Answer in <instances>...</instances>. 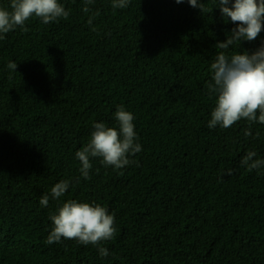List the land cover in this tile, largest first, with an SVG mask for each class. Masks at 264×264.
<instances>
[{
  "label": "trees",
  "instance_id": "1",
  "mask_svg": "<svg viewBox=\"0 0 264 264\" xmlns=\"http://www.w3.org/2000/svg\"><path fill=\"white\" fill-rule=\"evenodd\" d=\"M59 2L68 19L33 17L0 39V264H264V167L241 164L249 151L264 159V124L208 127L214 45L235 25L214 0H202L205 13L187 0H94L89 13L85 0ZM262 41L264 30L226 54ZM119 106L142 150L122 169L92 158L85 180L75 153L94 123L118 126ZM64 180L65 194L42 206ZM69 199L114 214L109 255L46 243L50 213Z\"/></svg>",
  "mask_w": 264,
  "mask_h": 264
},
{
  "label": "clouds",
  "instance_id": "2",
  "mask_svg": "<svg viewBox=\"0 0 264 264\" xmlns=\"http://www.w3.org/2000/svg\"><path fill=\"white\" fill-rule=\"evenodd\" d=\"M182 2L184 0H176V3ZM187 2L202 13L207 11L202 0ZM93 3L94 0H85L82 10L89 13L87 5ZM129 3L130 0H112L111 6L122 9L127 8ZM214 3L222 17L235 27L225 40L214 45L218 51L210 65L212 82L207 84V90L210 97H215V107L211 111L208 127L230 128L241 119L264 124V41L252 52L244 50L231 56L226 54L230 46L240 44L242 40L254 41L264 30V0H214ZM69 14L59 0H10L9 8H0V39L17 27L27 31L24 26L30 18H39L42 23L49 24L61 18L68 19ZM98 15L99 11L90 15L88 23L91 25ZM8 67L16 70L17 64L10 62ZM114 117L117 127L107 126L104 122L94 123L89 141L75 153L80 162L79 171L85 180L90 179L92 158H100L104 166L122 169L134 162L130 156L142 150L137 142L134 115L119 106ZM255 155V152L249 151L241 160V164L250 171L264 167V159H254ZM68 188L67 180L56 183L50 194L41 197L40 204L47 207L49 195L58 200ZM49 219L52 228L47 244L73 239L82 245H93L102 257L109 255L101 245L114 238L115 217L99 203L69 199L51 212Z\"/></svg>",
  "mask_w": 264,
  "mask_h": 264
}]
</instances>
